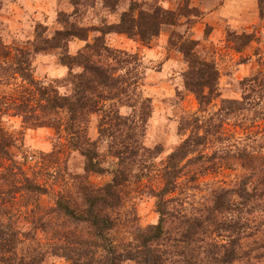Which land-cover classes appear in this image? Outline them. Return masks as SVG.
<instances>
[{
  "label": "rangeland",
  "instance_id": "1",
  "mask_svg": "<svg viewBox=\"0 0 264 264\" xmlns=\"http://www.w3.org/2000/svg\"><path fill=\"white\" fill-rule=\"evenodd\" d=\"M131 7L136 19L159 13L155 35L141 38L113 29ZM167 13L170 18L162 20ZM65 29L81 30L84 40L54 48L56 32ZM95 41L109 52L92 56L85 47ZM183 50L217 71L216 89L203 104L185 87L191 66ZM78 52L108 79L95 113L82 116L71 130L66 110L26 121L10 107L2 117L15 139L9 149L15 169L0 175V193L11 198L12 186H23L24 178L47 190L42 196L21 190L7 205L13 215L7 221L36 235L23 250L32 251L37 243L46 252L62 224L46 214L56 196L84 181L104 186L119 160L128 182L121 188L122 206L113 213L118 227L111 238L119 245L130 242L133 230L157 223L154 195L164 186L167 158L188 139L176 190L167 196L174 198L178 214L205 215L215 191L251 174L256 189H264V0H0V95L15 101L22 115L41 114L45 102L38 88L50 96L73 94L71 78L83 70L62 66L60 57ZM27 88L36 90L33 96ZM75 144L97 151L110 170L86 173V159ZM137 145V155L128 159L130 150L124 149ZM33 218L39 220L34 229ZM167 227L176 234L175 220ZM45 255L44 264H70Z\"/></svg>",
  "mask_w": 264,
  "mask_h": 264
},
{
  "label": "trees",
  "instance_id": "2",
  "mask_svg": "<svg viewBox=\"0 0 264 264\" xmlns=\"http://www.w3.org/2000/svg\"><path fill=\"white\" fill-rule=\"evenodd\" d=\"M170 15L167 13L162 20L169 19ZM158 18L159 13L146 14V18L136 19L131 7L123 13L120 22L113 29L118 33L144 38L149 34L155 35L158 31L157 27L161 24ZM73 38L84 40L81 30L65 29L56 32L53 47L67 49ZM85 48L96 57L100 56L98 54L101 50L109 52L98 41H95L94 46L86 45ZM183 54L191 66L185 77V87L196 97L199 104H203L216 89L217 71L210 64L198 61L189 51L183 50ZM60 63L68 69L76 66L83 71L71 78L74 86L71 96H61L57 93L50 96L47 89L38 88L37 91L42 97L40 101L45 102V105H39L40 115H34L33 111L29 117L22 115L23 110L15 105V101L0 95L1 176L9 172L12 175L11 169H15L9 151L15 139L5 131L2 124V117L10 107L15 111V116L20 115L26 121L34 118L38 121L53 112L56 114L59 110H66L69 118L68 130L73 129L77 121L82 120V116L98 110L102 98L100 89L108 86L104 70L91 63L90 57L83 52L74 56L62 54ZM195 65L200 68L196 69ZM26 67L28 68L24 70H29L30 65ZM29 78L26 77L25 80L33 87L35 83ZM25 92L28 96H33L36 90L27 88ZM190 140H186L167 158L169 167L163 173L164 186L154 195L157 223L141 231L133 230L131 241L122 245L111 238L112 231L118 227V217H113V213L116 212L117 215L122 206L121 188L128 182L125 171L118 169L120 160L115 164L117 167L110 170L103 167L97 151L75 144L74 148L86 159L85 172L103 174L110 170L111 181L101 187H93L84 181L73 184L70 190L67 189L56 196L53 208L46 214H53L56 218L54 220H60L62 224L54 229L46 252L37 243V248L32 251L21 248L27 240L34 242L36 235H32L31 231H22L7 221L13 217L7 205L10 199L13 202L21 190L35 196L45 195L47 190L24 178L23 186H12L14 191L11 194L14 196L11 198L7 199L0 193V264H44L47 252L52 256L64 258L70 264H264V189H256L252 174L229 188L215 191L213 203L205 215H180L171 206L174 198L167 196L176 190L179 179L178 164L186 157L185 147L190 144ZM140 148L139 145L136 148L126 147L125 153L130 150L128 159L132 160ZM120 154L122 152L118 153ZM6 162L10 164L6 165ZM5 195L8 196L9 193ZM19 214L21 215V212ZM171 220L177 222L176 234L173 235L167 227ZM29 222L34 229L39 220L33 218L29 219ZM44 224L45 222L41 223ZM67 225L75 229L80 228L79 232L69 229L71 226Z\"/></svg>",
  "mask_w": 264,
  "mask_h": 264
}]
</instances>
